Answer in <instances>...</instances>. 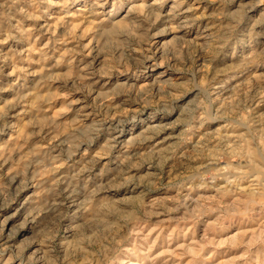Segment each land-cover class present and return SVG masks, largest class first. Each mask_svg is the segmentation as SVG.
<instances>
[{"label": "rangeland", "instance_id": "1", "mask_svg": "<svg viewBox=\"0 0 264 264\" xmlns=\"http://www.w3.org/2000/svg\"><path fill=\"white\" fill-rule=\"evenodd\" d=\"M151 1L0 0V222L33 190L34 207L50 201L61 167L100 156L105 164L94 168L106 170L126 139L136 136L134 158L123 166L122 177H113L122 179L109 184L103 206L73 223L80 224L74 236L65 238L63 223L48 228L44 221L19 236L12 250L0 246V264H34L38 258L42 264H264V100L259 99L264 98V0H256L257 9L248 6L250 0H206L218 25L214 44L201 53L191 42L166 35L158 45L164 57L154 64L131 51L141 43L151 45L149 21L142 19L132 29L102 23L105 12L86 20L81 11L97 2L106 3L105 11L118 5L116 21L131 5ZM44 21L51 25L48 34L35 29ZM93 38L108 57L106 69L118 76L113 91L135 100V107L118 105L110 118L107 109L95 105L92 121L76 124L70 107L75 96L40 90L33 117L18 123L20 135L9 142L3 116L15 103L17 87L34 85L35 91L48 65L64 83L75 75V63L88 59L81 51ZM63 47L74 52L60 57ZM30 68L38 76H28ZM161 70L173 73L169 82L175 90L166 91V84L159 93L141 87ZM219 86L232 92L218 95ZM49 93L57 95L42 104ZM153 119L163 129L145 143L140 131ZM29 121L40 128L55 123L54 138L43 140L37 128L32 134ZM219 124L227 129L216 131ZM194 126L209 133L207 143H195ZM108 137L118 140L107 143ZM167 137L172 138L162 150L154 151L155 143ZM152 172L161 175L153 178ZM12 176L22 184L13 185ZM32 178L34 189H27ZM135 185L140 188L132 191ZM20 221L11 222L6 234ZM43 241L45 246L29 247Z\"/></svg>", "mask_w": 264, "mask_h": 264}, {"label": "bare ground", "instance_id": "2", "mask_svg": "<svg viewBox=\"0 0 264 264\" xmlns=\"http://www.w3.org/2000/svg\"><path fill=\"white\" fill-rule=\"evenodd\" d=\"M248 6L251 7V9H257L259 5L256 0H250V4ZM104 9H106V3L97 2L90 4L88 7L85 6L81 11L85 12L84 15H86V20L91 18L93 19L100 13L105 12V14L108 15L102 18V23H110L111 25L120 24L121 27H130L132 29H135L142 19L149 21V26L153 28V33L150 34V40L152 41L151 45L145 47L146 45L141 43L140 45H137V48L131 49V51L134 54H137L138 52L141 53L140 57L142 60L152 64L158 62V60H161L164 57V52H162L160 47H158L159 44H162L161 42L163 36L173 35L171 39L189 41L195 48L203 53L209 45L214 44V36L218 28L215 18L216 15L212 13V10L215 9L212 8L211 5H207L206 0H153L149 3L145 2L139 5H131L126 13L116 21L113 20L112 17L117 14L116 9H118V5H113L110 10L107 8L105 11ZM137 9H142L144 14H137ZM262 10L264 12V7ZM261 20H264V13L261 16ZM150 22H152V24ZM202 24L204 26L199 29V26H202ZM154 25L156 26L155 28ZM50 26L49 22L44 21V23L39 24L35 27V29L36 31H44L48 34ZM90 41L91 42L86 45L88 48L86 49L85 46V48L81 51L83 53L87 52V54L83 57L88 59L82 60V58L78 60L75 63V75L71 78L68 77L70 79H67V81L63 79L65 81L64 83L59 81L58 77L57 79L54 78V72L56 69L54 66L48 65L42 71L40 77L41 80L37 81L35 84V91L34 85L32 87H17V90L14 93L15 103L7 108L3 116L5 121L10 119V126L4 121L2 128L3 131L8 132L9 130V142L17 140L20 135L18 123L24 121L25 118L31 119L33 117L34 98L39 97L36 92L40 90H48V88H52V90L55 91H67L71 93V96H75L76 98L71 99L70 101V107L72 108V113L75 114L76 124L92 121L95 115V110L93 109L95 105L101 106L103 109H107L110 118H113L116 115V112H118V105H120V107L125 106V108L128 109L135 107L137 104L135 100L123 98L126 96L122 95V93H116L113 91L112 88L118 76L113 77L114 75L111 73L114 71L106 69L108 64H106V62H108L106 60L108 57H106L104 55L105 53L103 54L102 52L103 50L100 49V41L96 38H93ZM15 42H17V44L21 43L18 40H15ZM150 47L152 49H150ZM61 50L62 53L60 54V57L65 56L70 51H73V49L68 47H63ZM205 60L206 59H203V62H205ZM27 73L30 77L38 76L32 68L28 69ZM172 76L173 73L172 75L167 76V71L161 70L157 76L151 77V81L142 84L141 87H144V89H154L157 93H159L162 89H164V84H166V91H173L175 88L173 84L169 82L170 79H172ZM215 90H217L216 94L218 95H228L232 92V88L229 86L215 87ZM56 95L50 94L48 97L43 98L41 100L42 104H47L49 100L53 99L51 97H55ZM259 99L260 101L264 100V98L261 97ZM114 102L117 103L115 106H112L114 105L112 104ZM45 112H48V110ZM191 112L192 110H190V113ZM191 117L192 114H190V119ZM154 121L155 119L151 120L152 124L146 125L140 131V139L145 141V143H149L157 138L163 129L162 127L159 128L158 124H154ZM117 123L118 125L116 124L117 126L115 127H119L121 121L117 120ZM28 124L33 131L32 134H34V129L36 128V131L39 130L38 132H40V129L43 131V140H51L54 138L52 135L55 133V123L51 122L41 128L40 126L37 127L34 125V122H30ZM187 126V130L191 128V124H188ZM200 126H194L195 128L193 129V133L197 134V141L195 143H207L210 140L207 136L209 133L202 132V127ZM226 126L227 125L219 124L215 130L224 132L225 129H227ZM114 132L115 131H112L109 135H112ZM214 134L216 135V133ZM171 138L172 137H167L155 143L153 147L154 151L158 152L162 150V147L167 144ZM117 140V137H108L107 143H116ZM135 140L136 136L126 139V144L122 145V148L119 150V154L116 155L113 166L107 168L106 170H103V168V171L100 170V172H97L94 168L96 164L98 165L103 163L102 160L104 158L100 156L80 157L77 160L71 161V164H67L65 168L61 167V170L58 172L56 182L50 188L53 190L50 201L34 207V198L37 199L38 195H36L33 190L30 195H27L23 201L18 203V207L15 212L6 217L3 222H0V246H3L6 251L12 250V248H14V242L19 236L24 235L25 233L33 230L35 227L40 226L44 221H48V228L52 224L54 225L55 222L59 221L63 223L65 238H71L74 236L78 232L80 224L73 225V223L77 222V220H84L91 214L90 212L94 206H103L104 200L110 197L109 190L111 187H109V184L114 182L116 179H122L113 177L116 175V177H122L123 166L134 158L135 154H133L132 147H134V142H136ZM6 147L9 150V145ZM104 164L105 162L103 163V166ZM149 169H153V166L150 165ZM6 171L7 170H5V172ZM149 175H152L153 178H157L161 174H155L152 172L149 173ZM9 180L13 185L18 182V185L22 184V181H20V179L16 176H12ZM27 184V187L26 185H23L22 187L34 189L33 178ZM137 188L140 187H136L135 185L131 189L132 191H135ZM188 196H191L190 193H188ZM1 214L2 213L0 211V216ZM16 220L21 221L17 227H11L9 229V233L6 234L5 231L7 226ZM46 242H51L53 245L55 244L53 243L54 241H48L47 239ZM62 244L64 245V243ZM34 246H36V248L45 246L44 241L40 243H32L29 247ZM51 251L52 250H49L45 253H50ZM9 257H14L13 251H11ZM47 258H49V256H47ZM40 260L41 259L38 258L34 261V264H42Z\"/></svg>", "mask_w": 264, "mask_h": 264}]
</instances>
